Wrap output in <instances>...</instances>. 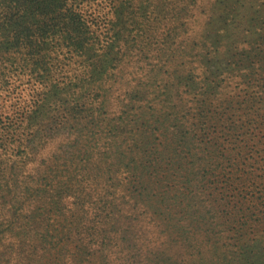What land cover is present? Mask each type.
<instances>
[{"label": "trees", "instance_id": "16d2710c", "mask_svg": "<svg viewBox=\"0 0 264 264\" xmlns=\"http://www.w3.org/2000/svg\"><path fill=\"white\" fill-rule=\"evenodd\" d=\"M142 215L146 264H264V0H0V264L112 263Z\"/></svg>", "mask_w": 264, "mask_h": 264}, {"label": "rangeland", "instance_id": "374dc122", "mask_svg": "<svg viewBox=\"0 0 264 264\" xmlns=\"http://www.w3.org/2000/svg\"><path fill=\"white\" fill-rule=\"evenodd\" d=\"M112 85L118 86V89L111 95L113 98L112 100L114 102H117L120 94L123 92L125 87L122 86L120 80L117 82V84H112ZM98 205H101V203L99 202ZM98 205H94L91 208L92 211L90 213V218L91 216H93V213L98 210ZM142 216L143 217L140 220V224L138 225V233L140 234L138 246L135 247L134 250L128 249V248H122L124 243L122 242L121 244L120 240L116 247L110 249L108 248V245L104 246L102 244L99 237L91 236V237H88L87 239L89 248H86V252L91 253L92 255V252H95L96 250H98L103 254V252H106V250L109 249V252L114 254V258H112V261L114 263H117L120 260V258H116V256L120 254L122 256L136 255L134 258L139 257V259L144 260V263L146 264L148 261H150V259L152 260L153 258L156 257V252L159 249L168 248L169 242L167 241V237L163 232H161L157 227H154L152 224L146 223L148 219L144 217L145 215H142ZM134 258H131V259H134ZM87 259L91 260V258H87ZM109 262H111L110 258L107 259V263L103 261V264L104 263L108 264ZM113 262L109 264H113ZM5 264H9V263L5 262Z\"/></svg>", "mask_w": 264, "mask_h": 264}]
</instances>
